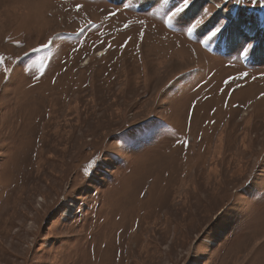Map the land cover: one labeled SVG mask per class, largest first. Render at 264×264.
<instances>
[{
    "label": "rangeland",
    "instance_id": "1",
    "mask_svg": "<svg viewBox=\"0 0 264 264\" xmlns=\"http://www.w3.org/2000/svg\"><path fill=\"white\" fill-rule=\"evenodd\" d=\"M177 2L0 0V264H264V2Z\"/></svg>",
    "mask_w": 264,
    "mask_h": 264
},
{
    "label": "snow or ice",
    "instance_id": "2",
    "mask_svg": "<svg viewBox=\"0 0 264 264\" xmlns=\"http://www.w3.org/2000/svg\"><path fill=\"white\" fill-rule=\"evenodd\" d=\"M241 0H237V3H240ZM257 2H264V0H252V3H257ZM193 0H178L177 3L173 5V7L168 8L166 11L161 13L162 18H163V23L165 25H168L169 27H172L176 25V22L178 18L189 9L190 6H192ZM216 8L221 7L219 3L215 5ZM80 10V6H76V11L78 12ZM210 10L205 8L203 9L202 13L198 15L197 17L194 18L190 23H188L185 27L182 28V30L186 31V34L191 37L196 31L206 22L205 18L210 16ZM127 27V25H125ZM223 25H218L214 31H212L207 37L198 40L199 43L201 44H207L213 37L217 35V33L220 32L221 28ZM83 31V29H81ZM142 35V34H141ZM47 47V45H44ZM248 54V49H244L241 52V56H246ZM185 145L187 144V141L183 142ZM225 209H221V212L223 213Z\"/></svg>",
    "mask_w": 264,
    "mask_h": 264
},
{
    "label": "bare ground",
    "instance_id": "3",
    "mask_svg": "<svg viewBox=\"0 0 264 264\" xmlns=\"http://www.w3.org/2000/svg\"><path fill=\"white\" fill-rule=\"evenodd\" d=\"M198 9V7L197 6H195V7H193L192 8V10L190 11V12H192V13H198L199 12V10H197ZM219 9H220V7H219ZM221 13V12H220ZM236 17V16H235ZM236 27H238V26H236ZM235 30L236 31H238V29L237 28H235V26L232 28V30H231V32L232 33H234L235 32ZM240 34V35H239ZM238 34V38L240 39L241 37V34H244V33H239ZM231 39L228 41V43H227V45L229 46V48L228 49H231V50H233V49H235V48H238V43H237V39H236V36H234L233 38L232 37H230ZM261 41L262 42H264V36H263V38L261 39ZM261 47V46H260ZM227 49V48H226ZM259 54H257V55H254V57L256 58V60H257V57H260L259 55H264V48L262 47L261 49L259 48ZM227 51V50H226ZM262 56H261V58H262Z\"/></svg>",
    "mask_w": 264,
    "mask_h": 264
}]
</instances>
